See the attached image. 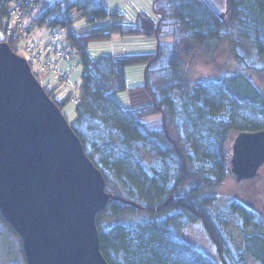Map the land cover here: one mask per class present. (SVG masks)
<instances>
[{"label": "trees", "instance_id": "obj_1", "mask_svg": "<svg viewBox=\"0 0 264 264\" xmlns=\"http://www.w3.org/2000/svg\"><path fill=\"white\" fill-rule=\"evenodd\" d=\"M18 1L26 13L20 23L8 0H0V41L16 51L22 27L56 26L81 56V102L71 127L102 171L106 190L116 197L96 216L107 262L264 264V209L244 192L228 196L226 205L217 208L228 197L215 191L234 177L235 134L264 129V92L247 73L264 72V0H228L224 15L206 0H155L156 18L140 11L134 23L119 21L124 13L109 9L106 0H53L37 18L29 13L41 0ZM79 14L90 23L73 26ZM114 34L155 37L156 50L90 53V43L111 40ZM223 52L238 69L221 78L196 80L184 64L194 57L219 63ZM131 65L143 66L142 85L128 86ZM136 89L145 90L150 103L124 108L115 98L117 92ZM153 115L157 117L150 120ZM257 191H264L258 183L252 193ZM192 222L202 223L214 255L182 237ZM4 226L18 235L0 212V239Z\"/></svg>", "mask_w": 264, "mask_h": 264}, {"label": "water", "instance_id": "obj_2", "mask_svg": "<svg viewBox=\"0 0 264 264\" xmlns=\"http://www.w3.org/2000/svg\"><path fill=\"white\" fill-rule=\"evenodd\" d=\"M217 13L228 0H206ZM236 181L264 165V129L232 141ZM27 59L0 42V212L19 234L27 264H109L96 216L113 193Z\"/></svg>", "mask_w": 264, "mask_h": 264}, {"label": "rangeland", "instance_id": "obj_3", "mask_svg": "<svg viewBox=\"0 0 264 264\" xmlns=\"http://www.w3.org/2000/svg\"><path fill=\"white\" fill-rule=\"evenodd\" d=\"M53 0H41L39 8L45 9L51 4ZM155 0H106V6L109 9L120 8L124 13V17L119 21L134 23L138 12L144 11L156 18V14L153 9ZM27 21H29L27 19ZM104 20L103 23L108 22ZM90 23L86 20V17L79 14L73 26H82ZM102 24V23H101ZM54 29H59L56 26H40L37 23L33 25L31 30V39H33L39 46V50L49 42L50 34ZM1 35V34H0ZM62 44L64 45L67 40L65 35L62 38ZM171 40V38H167ZM157 39L155 37H144V36H132V35H119L114 34L111 40L108 41H97L90 43L89 50L93 56H99L101 54L109 53H139V52H153L156 50ZM16 51L19 55L23 56L27 60L32 57V54L25 49V42L19 40L16 44ZM50 59L58 63V69L64 74L69 76L72 82L80 85L83 82L82 70L83 65L79 63L75 58L72 60L59 59L57 56L51 54ZM219 63L215 61H206L201 57H194L185 59L184 64L190 69V73L194 79L200 78H221L224 74L229 72H235L238 69V65L235 60L228 56L227 53H222L217 59ZM264 63V60H262ZM39 63H33L34 71L38 68ZM36 72V71H35ZM127 83L129 87L139 86L144 83V73L142 65H131L127 67ZM254 83L260 87L264 92V72L262 74L247 70ZM38 74V73H36ZM54 70L49 73L38 74V79L42 85H44L53 95L59 99L61 110L64 113L69 123H72L77 116V105L71 103L68 99L71 90L65 87V83L60 77L55 76ZM263 85V86H262ZM115 98L120 102L124 108H137L145 104L150 103L148 93L143 89H136L135 91L127 90L123 92H117ZM157 115L150 116V120L156 118ZM137 161V160H136ZM135 161V162H136ZM197 162L200 164L199 160ZM136 168H139V164H136ZM144 179L146 184L150 182L146 178V174L139 173ZM258 183V186L264 188V167H262L256 180L246 181L243 184L236 182L235 178L231 175L223 183L215 187V191L219 196L228 197L230 195H238V192H244V196L249 198V201L261 209H264V201L260 196H264V191L257 194L252 193V188ZM213 187L208 189L212 191ZM251 191V194H249ZM214 192V191H213ZM215 193V192H214ZM253 195V196H252ZM222 202L217 205V208L226 205L228 198H221ZM135 216V215H134ZM112 220L109 218V221ZM232 220H230V227L234 231L232 226ZM236 221V220H235ZM256 228L251 227L250 231H254ZM259 230V229H257ZM261 230H264L262 228ZM182 237L186 239L194 248H197L207 254L214 255L215 246L209 238L205 228L201 222H192L186 225L182 229ZM0 260L3 264H26L24 252L22 251V243L18 235L12 233L7 226H4L3 235L0 239Z\"/></svg>", "mask_w": 264, "mask_h": 264}, {"label": "built area", "instance_id": "obj_4", "mask_svg": "<svg viewBox=\"0 0 264 264\" xmlns=\"http://www.w3.org/2000/svg\"><path fill=\"white\" fill-rule=\"evenodd\" d=\"M8 2L10 4V7L13 8L14 7L13 0H8ZM15 11L17 13V17H19L20 16V13H21L20 9L16 7V9L14 10V12ZM58 37H59L58 33H55L54 36H53V38H52V40H53V42L55 44L57 43ZM54 47L55 46H53V48ZM28 49L32 50L33 49V46H29ZM74 53H75V51H74L73 48H68V50H60L58 54L60 56H62V57H65V58H68L69 59V58H71L73 56ZM73 100H74V102H79L80 101L79 98H78V96H75L73 98Z\"/></svg>", "mask_w": 264, "mask_h": 264}]
</instances>
